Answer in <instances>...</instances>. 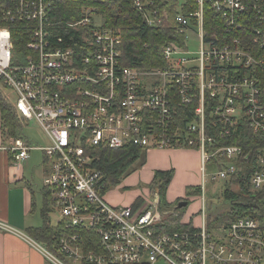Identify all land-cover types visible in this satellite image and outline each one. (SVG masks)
<instances>
[{
    "label": "built area",
    "instance_id": "1",
    "mask_svg": "<svg viewBox=\"0 0 264 264\" xmlns=\"http://www.w3.org/2000/svg\"><path fill=\"white\" fill-rule=\"evenodd\" d=\"M63 1L0 2V83L15 92L23 123L34 122L49 140L34 147L8 137L5 150L15 163L32 152L44 156L43 184L59 213L57 246L69 263L26 240L50 264H264L259 217L241 216L211 231L202 217L200 227L169 231L157 200L111 206L97 167L102 151L196 150L204 184L206 164L218 168L211 181H229L244 173L239 160L251 157L249 191L264 190V148L244 154L218 142L241 124L264 133V0H132L151 28L170 22L173 11L183 36L164 46V67L148 70L123 66L121 34L105 27L95 8L82 7L74 22L53 20ZM16 22L33 24L23 52L14 50L6 26ZM60 30L76 32L78 45L63 46ZM189 40L198 41L196 52ZM194 103L192 120L178 124L176 109ZM0 230L23 236L1 222ZM89 238L95 247L84 252Z\"/></svg>",
    "mask_w": 264,
    "mask_h": 264
},
{
    "label": "trees",
    "instance_id": "2",
    "mask_svg": "<svg viewBox=\"0 0 264 264\" xmlns=\"http://www.w3.org/2000/svg\"><path fill=\"white\" fill-rule=\"evenodd\" d=\"M3 0H0V2ZM82 7H92L103 18V25L108 28L119 30L122 38V64L135 70L158 69L165 66L163 59V48L171 41L180 42L183 38L176 32L173 23V11L171 12L170 22L163 24L157 28L147 26L140 13L136 10L132 0H65L58 3L52 14L53 20H69L76 21L80 17V9ZM0 26L3 24L0 22ZM11 32V39L14 50L23 52L25 45L29 39L27 30L33 26L32 23H10L6 25ZM63 36V46L76 47L78 45V36L76 32L70 30H60ZM264 57V54H263ZM194 103L190 107L179 106L176 109L177 123L183 125L193 118V111L196 107ZM209 110L206 113L208 116ZM0 119L2 136L17 137L19 128L23 121L18 117L13 104L2 94L0 90ZM209 119V117H208ZM5 131V133H4ZM208 129V134H210ZM219 144L240 146L244 154H251L255 149L264 148V133L253 134L245 125L241 124L240 128L229 139H219ZM209 149V147H208ZM100 159L97 167L103 172L102 193L107 192L116 187L121 178L128 175L136 163H143L145 160V151L141 148L130 147L122 151H102L99 153ZM251 157L248 160L241 158L239 164L244 167V173L237 174L230 178L225 184L223 195L225 200L229 202V210L226 213V221L230 222L241 216H255L264 220V190L252 193L249 191V178L251 175ZM212 163H217L214 159ZM174 172L156 171L153 180L148 185L150 193L159 199V210L165 212L164 209L169 208L171 204L166 201V191L172 180ZM236 185L237 191H233L231 186ZM195 193L201 194V188H196ZM183 201L179 199L178 202ZM49 197L48 193H44L43 205L40 210L42 225L37 228L29 229L27 234L38 244L55 254L62 261L66 260L65 256L59 252L55 229L49 225ZM139 198L133 203L132 207L140 206ZM165 213L164 216H166ZM179 218V217H178ZM177 218V219H178ZM178 221V220H177ZM218 221H213L211 226L207 225V229L211 231ZM164 228L169 231L190 229V225L180 224L179 221L175 225L167 218ZM226 224V223H225ZM93 242L89 239L85 241L83 246L84 252L94 249Z\"/></svg>",
    "mask_w": 264,
    "mask_h": 264
},
{
    "label": "crops",
    "instance_id": "3",
    "mask_svg": "<svg viewBox=\"0 0 264 264\" xmlns=\"http://www.w3.org/2000/svg\"><path fill=\"white\" fill-rule=\"evenodd\" d=\"M7 142L1 132L0 119V222L18 230L23 236L0 230V264H50L49 261L26 240L30 238L29 229L40 227L34 217L35 212L42 208L46 189L39 186L48 173L44 156L35 160L33 156L27 162L15 163L5 150ZM144 165L135 176L149 185L156 171L174 172L172 185L175 182L183 186L197 183L192 171L201 169V156L198 151L184 149H152L145 153ZM42 163L41 168L38 165ZM45 166V169H44ZM166 191V201L171 204L180 193ZM170 191V190H169ZM110 196L106 201H109ZM137 198L129 201L128 206ZM112 198V202L116 203ZM40 202V203H38ZM110 203V202H108ZM127 206V205H125ZM39 210V211H40ZM186 224V223H184ZM34 241V240H33Z\"/></svg>",
    "mask_w": 264,
    "mask_h": 264
},
{
    "label": "rangeland",
    "instance_id": "4",
    "mask_svg": "<svg viewBox=\"0 0 264 264\" xmlns=\"http://www.w3.org/2000/svg\"><path fill=\"white\" fill-rule=\"evenodd\" d=\"M101 19H98V23L101 24ZM189 51L196 52L198 50V41L197 40H189L188 41ZM0 90L2 94L12 103L16 100V94L12 90H9L5 86L0 83ZM13 104V103H12ZM5 133V131H4ZM19 136L22 138H26L31 146L34 147H46L49 144V140L47 136L43 133V131L38 127L34 122H24L21 124L19 128ZM8 139V135L4 136V140ZM196 151V150H195ZM31 156L35 158V160L42 159L43 155L38 152H32ZM143 163H136L130 173L123 178H121L119 184L116 187L111 188L107 192V198L110 196L108 202L111 206H125L129 205L130 200L134 198H139L143 205L152 202V200H157L155 196H153L146 185L145 182L138 179L135 176L136 172L140 171ZM42 163L38 165L41 168ZM45 169V166H44ZM218 168L213 166L212 164H206L205 166V182L202 183V170L200 169L198 172L196 170L192 171L193 177H196L198 182L185 185L175 182L172 185V181L170 182L167 189L170 193L178 194L180 193L179 198H174L172 200L171 206L169 208L164 209L167 213L166 217L175 225L176 223H191L196 227H200L202 225V217L204 219V224L207 226H211L213 221L218 218V221L215 225L225 226L228 222L226 221V213L229 210V202L225 200L223 191L225 188V184L227 181H211L210 174L216 173ZM174 177V176H173ZM172 177V179H173ZM203 184V187H202ZM39 186H43L42 180H40ZM196 188H201V194L195 193ZM233 191H237V186H231ZM112 198L116 199V203L112 202ZM183 199L187 201V206L178 209V200ZM40 203V202H38ZM140 203V206L142 205ZM157 205L159 206V199L157 200ZM48 222L54 228L56 222L59 218V213L52 208V206H48ZM40 209L35 212L34 217L38 220V225H42V219L40 214ZM161 212V211H160ZM179 217V218H178ZM178 218V219H177ZM178 220V221H177ZM226 223V224H225ZM214 227L213 229H215Z\"/></svg>",
    "mask_w": 264,
    "mask_h": 264
},
{
    "label": "water",
    "instance_id": "5",
    "mask_svg": "<svg viewBox=\"0 0 264 264\" xmlns=\"http://www.w3.org/2000/svg\"><path fill=\"white\" fill-rule=\"evenodd\" d=\"M186 206H187V201L186 200H183V201L178 202L177 208L178 209H182V208H184Z\"/></svg>",
    "mask_w": 264,
    "mask_h": 264
}]
</instances>
